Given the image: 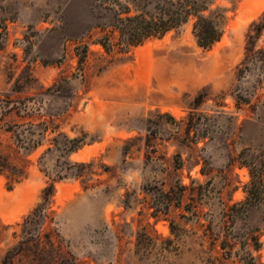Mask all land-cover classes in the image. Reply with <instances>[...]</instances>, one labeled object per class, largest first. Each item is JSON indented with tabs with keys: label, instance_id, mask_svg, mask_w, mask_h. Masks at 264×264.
<instances>
[{
	"label": "rangeland",
	"instance_id": "rangeland-1",
	"mask_svg": "<svg viewBox=\"0 0 264 264\" xmlns=\"http://www.w3.org/2000/svg\"><path fill=\"white\" fill-rule=\"evenodd\" d=\"M133 1L0 0V141L8 152L14 122L39 141L25 179L10 187L0 174V264L12 251L7 264L65 255L76 264H224L222 254L245 264L253 233L264 263V199L236 204L247 196V164L264 156V29L254 62L244 60L264 0H214L228 18L210 48L190 20L127 52L107 50L109 20L119 2L141 12ZM245 96L251 102L238 106ZM70 139L79 146L67 154L54 144ZM51 182L45 220L33 212ZM180 183L199 187L195 201L174 199L165 211L161 188Z\"/></svg>",
	"mask_w": 264,
	"mask_h": 264
},
{
	"label": "trees",
	"instance_id": "trees-1",
	"mask_svg": "<svg viewBox=\"0 0 264 264\" xmlns=\"http://www.w3.org/2000/svg\"><path fill=\"white\" fill-rule=\"evenodd\" d=\"M161 1L162 0H134L133 4L135 8L141 10V12L136 14H129L132 7L128 3L119 2L122 6V10L119 13L116 12V15L118 14V17L116 18L118 22H113L112 19L108 22L109 25L114 27L111 29L112 33L117 30L120 31L119 37L117 40H114L112 33H109L106 36L105 41H101L106 49L112 51L117 45L118 51L127 52L132 46L142 44L150 37L161 36L167 31L177 28L190 20H193V32L199 45L205 48H210L222 37L228 16L226 15L225 8H210L214 0H163V5ZM142 2H152L154 10H144ZM109 8L111 10L113 9L111 6H109ZM207 9L210 10L209 14L205 13ZM121 13H127V15L121 16ZM96 25H99V23H96ZM263 29L264 17L259 21L254 20L250 24L249 30L247 31V51L246 56L244 57L245 62H254L252 54L255 52L258 38ZM261 50L264 51V48ZM260 59L264 60V55ZM260 83L263 85L264 80H261ZM196 101L197 103L203 101V93H200L196 97ZM19 102H23V99L19 100ZM250 102L251 100L249 96L237 98L238 106L242 103ZM192 114L193 113H190L191 120L189 121L188 132L191 131L193 123ZM9 127L10 128L8 129L12 131L14 141L8 145V152L4 151L2 142L0 141V174H4L8 178L9 186L13 187L16 183L22 181L28 176L29 165L31 162L28 155L39 145V141L34 142L33 144L30 143L32 140V130L24 122H14ZM49 127L50 124L47 122L44 127V134L45 130H48ZM71 140L74 139H70L69 142H64L63 144H60V142H54V144L56 148H63L64 153L67 154L79 146L78 143L70 144ZM247 165L249 166L251 174V181L246 185L247 196L245 200L236 203L242 204L244 209L264 199V156H255ZM61 175V173L56 174L57 177H62ZM189 189L193 192L188 193ZM198 189V186H190L186 183H180L178 187L175 184H170L169 187L161 188L164 199L168 204L167 210L165 211H168L174 202V199H177L180 204L185 197H188L194 202V191L197 192ZM54 191V182H51L44 187L42 192L43 201L37 206V209L33 214H38L41 219L46 220L48 216V208L50 206L49 203ZM229 207L230 206L227 205V208ZM194 209L195 211H198V208ZM225 213H228L227 209L225 210ZM30 216L32 215H29V217ZM144 228L146 227L144 226ZM254 238L257 242H252V239ZM247 240L248 249L251 253V262L245 264H258V258L252 254V247H255L256 249L261 248L262 242L259 241V235L253 233L251 236L247 237ZM222 247H227L229 251L232 252L233 246L231 244L222 245ZM213 249H217V252L220 251L216 245H214ZM15 253L16 251H12L7 255L5 264L12 260ZM217 258L224 264H227V261L229 260V258L223 254L219 256L217 255ZM57 264L76 263L73 257L65 255L60 258ZM262 264L264 263L262 262Z\"/></svg>",
	"mask_w": 264,
	"mask_h": 264
}]
</instances>
